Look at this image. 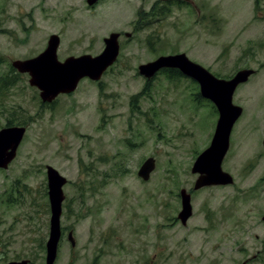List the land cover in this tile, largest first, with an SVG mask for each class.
I'll return each instance as SVG.
<instances>
[{"label": "rangeland", "instance_id": "obj_1", "mask_svg": "<svg viewBox=\"0 0 264 264\" xmlns=\"http://www.w3.org/2000/svg\"><path fill=\"white\" fill-rule=\"evenodd\" d=\"M157 1L169 9L165 15L150 11ZM191 1L102 0L89 8L86 0H0V79L13 80L0 83V129L7 122L27 128L17 156L0 168L1 262L27 250L40 257L50 233L51 165L67 178L61 222L74 230L73 264H239L259 250L252 264H264V224L253 216L254 203L233 199L224 186L193 188V163L213 134L212 104H199L188 77L160 71L148 83L138 70L179 52L221 76L261 67L255 91L240 95L257 113L262 106L249 97L264 92V0ZM114 31L131 32L120 37L116 62L50 106L11 64L41 52L53 33L61 38L60 60L97 55ZM150 156L156 167L145 181L137 172ZM182 188L193 205L186 226L175 219ZM70 245L66 234L60 247Z\"/></svg>", "mask_w": 264, "mask_h": 264}, {"label": "water", "instance_id": "obj_2", "mask_svg": "<svg viewBox=\"0 0 264 264\" xmlns=\"http://www.w3.org/2000/svg\"><path fill=\"white\" fill-rule=\"evenodd\" d=\"M96 1L88 0V3L93 5ZM126 34L130 35V33ZM119 36V32H112L105 37V48L100 54L71 55L62 61L58 58L61 38L57 33H53L49 36L44 51L28 59H16L12 65L18 71L29 74V84L40 91V97L44 102H52L60 94L74 92L83 78L95 81L101 79L104 72L118 58ZM162 68H177L183 74L198 81L201 94L213 100L220 111L216 133L211 144L197 156L193 163L192 172L198 173L194 188L228 184L230 175L222 169V160L228 149L230 128L242 113V108L232 103V94L236 85L246 81L251 71H240L230 80L219 79L207 68L191 60L185 52L160 56L154 61L140 64L138 69L143 76L150 79ZM25 132L26 126H6L0 129L1 168H8L10 162L16 157ZM155 167L156 159L150 156L141 164L138 175L148 180ZM47 179L51 219L46 264H53L61 235V216L65 200L64 185L67 183V178L55 167L48 165ZM180 193L182 208L178 217L183 224H186L193 213L191 194L185 188H182ZM70 239L72 241L74 239L71 234ZM241 264H247V261Z\"/></svg>", "mask_w": 264, "mask_h": 264}, {"label": "flooded vegetation", "instance_id": "obj_3", "mask_svg": "<svg viewBox=\"0 0 264 264\" xmlns=\"http://www.w3.org/2000/svg\"><path fill=\"white\" fill-rule=\"evenodd\" d=\"M41 1L42 0H40V2ZM101 1L102 0H97L94 5L97 6V4H99ZM172 1L178 2L179 4L180 3L193 4V2L191 0H162L163 3H169ZM157 2H159V1H157ZM157 2H155L154 5ZM86 3L89 7L90 4L88 3V0H86ZM94 5H91V7ZM154 5H152V8L150 9L151 12L154 11ZM161 8L165 12V14L169 11V9L164 5ZM255 9H256V7H255ZM259 10H261V9L259 8ZM159 12H161V11L159 10ZM159 14H161V13H159ZM165 14H162V15H165ZM147 15L148 14L146 13V16ZM138 18H139L138 21H140L143 18L142 17L140 19L139 11H138ZM144 24L145 23H142V25H144ZM126 33L127 32H120V37L123 34L126 36L131 35V34L127 35ZM120 47H121V44H120ZM44 49L42 51H44ZM41 52H39V53H41ZM38 54H36V55H38ZM119 54H120V52H119ZM163 55H168V54H163ZM160 56H162V55H159L154 60L158 59ZM32 57H34V56H32ZM29 58H31V57H29ZM25 59H28V58H25ZM154 60H151V61H154ZM148 62H150V61H148ZM261 69H262L261 67L245 65V66L238 68L230 76H221L217 73H213L212 71H210L217 78L226 79V80H230V79L234 78L240 71H243V70H250L251 73L248 76L246 81H242L236 85V88L232 94V103L236 106L241 107L242 113L235 120V122L233 123V125L230 128L228 149H227V151L223 157V160H222V169L230 175L229 176L230 181L228 182V184H225V185H208V186H224L229 191H231L230 195L233 199H240V201L244 200L248 203H254V205L250 208L253 210V216L255 214L259 213V215L261 217V221L264 224V109H262V107L264 108V92L259 93V95H257L256 93H252L250 95L251 97H249V99L256 100L257 105L262 106L261 109L257 113H254V114H250L249 110H248V105L245 102H242V101H246V100L245 99L243 100L242 98H240V95L243 93L244 90L247 93H249V91H255L254 90L255 89V82L257 80L255 75H257ZM18 72H20V71H18ZM20 73H23V72H20ZM25 74H28V73L25 72ZM252 77H254V78L251 80ZM259 78H260V80H262L259 83H261L263 88H264V76L260 75ZM194 82L197 85V89L199 90L198 96H197V101L199 102V104H201L202 102H210L213 106V112L215 113L216 117H215V125H214V129H213V134H212V138H211V142H212V139L216 133L218 120L220 117V111L218 109L217 104L213 100L205 98L201 94L200 83L196 80H194ZM250 83L252 85L250 87H248V84H250ZM55 101H56V99L53 100L52 102L47 103L48 106L52 105ZM211 142H210V144H211ZM204 187H207V186H204ZM204 187H202V188H204ZM195 190H198V189H195ZM250 209L247 211V213H249L251 211ZM228 213L232 214L230 212H228ZM192 215H191V217H192ZM228 218H229V220H232V221L234 219V217L232 215H230ZM175 219L177 222H181V224L183 226H186L188 223L187 222L186 224H183L181 219L178 217V215ZM241 223H242V220L237 219V225L240 226ZM231 232L234 233L233 230ZM242 232L243 233H249L250 232L249 227H248V230L243 229ZM73 233H74V230H73L72 226H70L68 224L65 228V227H63L62 222H61V235H60V239H59V245H58V249H57L56 258H55V261L53 264H73L72 260H74V246L76 245L75 239H73V241L70 239V234L74 238ZM66 234L68 235V240H69L71 245L67 246L65 248H64V246L60 247V245L63 244V239H64V236ZM255 238H258V235H255ZM47 241L48 240H46L45 244L42 241V245L40 247V250H42V252L39 253V256H40L39 258L37 257L36 253L27 250L26 251L27 253L24 254L21 259H11L8 261L1 262V257H0V264H10L11 262H18V261H21V262L25 261L22 264H46ZM64 251L67 252L66 253L67 255L65 258L66 262L62 263V262H59V260L64 257ZM261 252H262V250H259L258 252H256L252 256L244 257L239 264H241L245 261H247V264H252L253 261L260 258L259 254ZM43 254L45 255L44 256L45 262H42ZM37 258H38V261H36Z\"/></svg>", "mask_w": 264, "mask_h": 264}, {"label": "trees", "instance_id": "obj_4", "mask_svg": "<svg viewBox=\"0 0 264 264\" xmlns=\"http://www.w3.org/2000/svg\"><path fill=\"white\" fill-rule=\"evenodd\" d=\"M162 4H161V1H159V2H157L155 5H154V11L158 8L161 12H159V10H158V13H161V15L162 14H165V12L163 11V9L161 8L162 6H161ZM160 7V8H159ZM139 17H140V19L143 17L142 16V13L140 12L139 13ZM145 17H146V15H145ZM169 77H177V78H180L181 76H182V74H181V72L179 71V70H177V69H165V70H163ZM12 78H10V76H8V78H1L0 79V83H2V87L4 88V87H6L7 85H11L12 84ZM150 81H148V83H149ZM45 104V103H44ZM47 104V103H46ZM48 105V104H47ZM8 125H12V123L11 122H8L7 123V126Z\"/></svg>", "mask_w": 264, "mask_h": 264}]
</instances>
